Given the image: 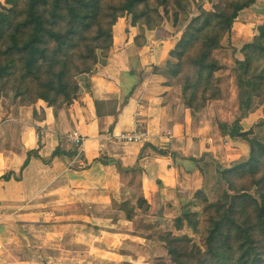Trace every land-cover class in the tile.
Masks as SVG:
<instances>
[{
  "label": "crops",
  "instance_id": "crops-1",
  "mask_svg": "<svg viewBox=\"0 0 264 264\" xmlns=\"http://www.w3.org/2000/svg\"><path fill=\"white\" fill-rule=\"evenodd\" d=\"M155 43L116 45L108 67L90 79L91 94L56 115L43 102L9 104L0 119V264H113L112 254L116 264H144L135 249L123 246L140 245L133 223L113 210L119 185L124 181L142 195L152 217L156 203L165 212V206L179 205L180 193L202 189L192 159L208 155L224 167L248 159L247 144L233 136L263 118L261 109L241 120L223 101L197 115L187 110L179 80L153 71L175 63L166 59L175 43L168 51ZM94 102L105 103L100 117ZM113 109L116 116L108 113ZM34 110L44 111L42 121L34 119ZM136 124L147 130L146 142L116 141ZM219 124L227 128L222 132ZM72 132L82 139L76 156L53 155L57 148H74L67 139Z\"/></svg>",
  "mask_w": 264,
  "mask_h": 264
},
{
  "label": "trees",
  "instance_id": "trees-1",
  "mask_svg": "<svg viewBox=\"0 0 264 264\" xmlns=\"http://www.w3.org/2000/svg\"><path fill=\"white\" fill-rule=\"evenodd\" d=\"M194 1L0 0V103L6 96L19 107L43 102L56 115L91 94L90 79L108 67L116 51L115 25L130 16V27L140 25L146 33L162 22L182 27L169 53L175 63L157 71L178 79L184 107L200 113L222 99L225 68L216 53L240 15L259 0H206L211 8L192 14ZM146 33L136 38L135 47L150 44ZM240 54L233 69L235 87L244 93L238 119L260 109L263 116L249 131L233 136L247 144L248 159L229 167L208 155L191 160L205 193V202L193 205L198 212L182 218L194 237L157 235L154 240L163 245L169 263L159 258L152 264H264V18ZM94 106L102 116L105 103ZM109 112L117 115L116 109ZM33 117L42 121L44 111L34 110ZM226 128L219 124L220 131ZM78 147L57 148L53 155L73 158ZM99 162L104 165L107 158L102 155ZM117 204L114 211L126 221L151 230L136 218L149 211L143 198Z\"/></svg>",
  "mask_w": 264,
  "mask_h": 264
},
{
  "label": "rangeland",
  "instance_id": "rangeland-1",
  "mask_svg": "<svg viewBox=\"0 0 264 264\" xmlns=\"http://www.w3.org/2000/svg\"><path fill=\"white\" fill-rule=\"evenodd\" d=\"M210 8L211 6L207 3L206 0H195L194 4L191 7V13L192 14L196 13L200 9L209 10ZM263 18H264V0H259L255 6H253L252 8L243 12L240 15L238 21L233 26L232 31L229 34H227L224 38V41L222 44L223 50L220 52H217L215 55L216 58L219 60L220 65L225 68L224 72L221 75L222 76V84H221L222 99L218 103L220 105L221 104L220 102L223 101L226 104V106H229L232 111H235L236 119L239 117V112L237 111L238 102L241 101V97L244 98V93L242 94L243 91L240 89L239 90L240 96L237 95L238 89L235 87V84H234V73H233L234 70L233 69H234L235 63L241 60L242 58L240 54L241 48L245 44L250 43L253 36L256 34L257 26L261 24ZM130 23H131L130 16L120 19L117 22V24L114 27L115 45L117 46L125 45V47L128 45H133V44L135 45L136 38L146 33V31L140 25H137L136 27L132 28L130 27ZM181 29L182 27L180 25L173 24V21L162 22L157 27H154L152 31L146 34H150L151 36L150 40L156 42L153 45L156 49L162 48V50L168 51V49H170V46H172L175 43V39L179 35ZM127 30L129 32H127ZM133 50H135V48H133ZM148 53L152 55L151 57L155 55L153 51L148 52ZM141 59L143 61H147V60L151 61L149 58L148 59L145 58V55H143ZM166 59L168 60L171 58L167 56ZM169 62L173 63L172 61H169ZM145 66H149L147 65V62L145 63ZM166 66L163 67L161 70L165 69ZM179 83L180 81L178 82V84ZM8 98H11V99H8ZM12 101H13L12 96H6L1 101L0 119L4 117L5 111L9 108V104L13 103ZM197 114L199 113H196V115ZM192 116H195V114H192ZM223 125H226V124H223ZM135 182L137 183V181ZM125 183L126 182L123 181V183L119 185V189L114 191L113 197L111 198L112 199L111 204H112L113 210H114V207L118 205L117 203L121 201L130 200L131 202L135 203L140 197H142V195H140L138 192L130 191V188L133 189V187L129 188L126 186ZM131 184H132V181H130V185ZM139 188L140 187H138V189ZM202 189H203V185H202ZM202 189L200 191L194 190V193H191V194L180 193L178 198H176V202L179 205H176V206L170 205L169 210L165 206V212L161 208H159V205H157L156 203V206H157L155 209L156 211H154V214L152 217L148 215L149 212H147L146 214L143 212H139L138 221L148 224L152 228L151 230L143 229V228H139L138 230L136 228L138 232L136 233L134 232V234L132 235H134V238H136V241L139 243L140 246H137L136 244L134 245L126 244L123 246L130 248L132 252L135 249L138 255L140 256L138 257V259L139 260L145 259L144 264H152L155 260L159 258L166 259V262L169 263V261L167 260V254L165 252V249L163 248V245L161 243L156 242L154 239L156 238L157 235H162L165 232H170V231L171 233L177 236L187 235L190 237H194L193 233L190 232L186 228L185 223L182 220V218L184 214H187V212H198V210L195 209V207H193L195 203L205 202L204 201L205 193L202 191ZM145 191L147 192L148 189H145ZM166 199L167 198H164V200ZM148 216L150 218H148ZM112 248H114V246H112ZM117 248H118V251H121V252L123 251L122 249H120V247H117ZM111 260L113 264L117 263L114 257V254H112ZM120 260H122L121 257H120Z\"/></svg>",
  "mask_w": 264,
  "mask_h": 264
},
{
  "label": "built area",
  "instance_id": "built-area-1",
  "mask_svg": "<svg viewBox=\"0 0 264 264\" xmlns=\"http://www.w3.org/2000/svg\"><path fill=\"white\" fill-rule=\"evenodd\" d=\"M149 138V134L147 130L142 127L140 124H136L130 131L122 132L117 136L116 141L120 143L126 144H138L146 142ZM67 139L69 140L70 144L74 147H80L82 143V139L76 132H72L68 135ZM164 154L170 155L171 152L169 149H164Z\"/></svg>",
  "mask_w": 264,
  "mask_h": 264
}]
</instances>
